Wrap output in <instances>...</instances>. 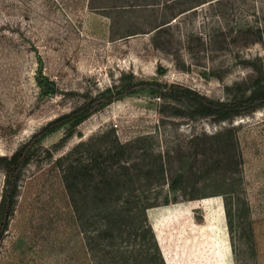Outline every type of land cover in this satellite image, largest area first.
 I'll return each mask as SVG.
<instances>
[{"label": "rangeland", "instance_id": "rangeland-1", "mask_svg": "<svg viewBox=\"0 0 264 264\" xmlns=\"http://www.w3.org/2000/svg\"><path fill=\"white\" fill-rule=\"evenodd\" d=\"M168 1L0 0V156L123 73L178 82L223 101L240 97L237 83L264 70V0ZM161 104L146 92L116 101L55 154L48 147L63 131L47 136L22 170L0 264H92L58 163L79 141L148 135L151 145L165 147L228 128L242 162L215 175L229 185L152 208L148 220L167 264H264V106L214 122L162 116ZM4 180L0 166V199ZM212 191L231 194V229L226 200Z\"/></svg>", "mask_w": 264, "mask_h": 264}, {"label": "trees", "instance_id": "trees-1", "mask_svg": "<svg viewBox=\"0 0 264 264\" xmlns=\"http://www.w3.org/2000/svg\"><path fill=\"white\" fill-rule=\"evenodd\" d=\"M173 2L179 1L167 3ZM182 13L179 10L172 14L154 32L171 25ZM158 71L163 73L160 67ZM237 86L241 96L223 101L178 82L123 73L81 104L46 122L11 155L0 156L5 179L0 199V244L15 209L22 170L47 136L63 131L48 147L47 151L55 154L74 136L82 137L78 128L84 121L112 103L140 92L161 100L160 115L189 120H232L264 106V70H257ZM150 139L148 135L121 140L113 133L97 134L79 141L58 157L63 185L92 264H167L149 223L148 211L182 199L204 198L208 196L206 186L225 189L229 184L215 171L230 172L242 162V155L234 150L230 128L217 134L195 133L182 143L165 147L151 145ZM212 177L214 184L203 187L202 183ZM212 195L226 200L225 217L231 229V194L212 191Z\"/></svg>", "mask_w": 264, "mask_h": 264}]
</instances>
